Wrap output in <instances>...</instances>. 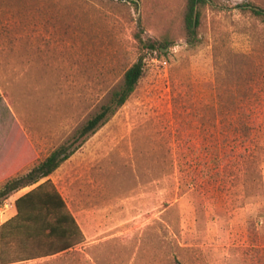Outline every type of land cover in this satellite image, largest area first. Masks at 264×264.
I'll list each match as a JSON object with an SVG mask.
<instances>
[{"label":"rangeland","instance_id":"rangeland-1","mask_svg":"<svg viewBox=\"0 0 264 264\" xmlns=\"http://www.w3.org/2000/svg\"><path fill=\"white\" fill-rule=\"evenodd\" d=\"M186 1L0 0V185L73 139L137 61L135 36L160 49L128 101L49 177L83 243L9 264H264V22L243 7L264 0H213L193 46ZM243 102L257 155L240 166L219 121ZM33 187L0 205V225ZM12 248L10 258L28 255Z\"/></svg>","mask_w":264,"mask_h":264},{"label":"trees","instance_id":"trees-1","mask_svg":"<svg viewBox=\"0 0 264 264\" xmlns=\"http://www.w3.org/2000/svg\"><path fill=\"white\" fill-rule=\"evenodd\" d=\"M129 1L137 7L139 0ZM213 3V0H187L184 13V31L186 42L195 45L199 42L197 28L200 25L202 10ZM243 7L252 15L264 22V8L247 3ZM141 52L137 61L125 70L119 84L112 89L107 100L99 109L75 132L73 139L55 148L45 159L33 164L24 172L8 177L0 185V205L15 193L33 187L15 201L16 214L0 225V264L17 263L37 258L49 257L74 250L83 243V234L56 187L49 177L66 162L92 135L103 127L115 113L128 101L136 90L145 70V59L148 53L157 48L151 40L135 36ZM168 41L160 44L167 47ZM249 103L243 102L236 108H230L232 114L224 115L219 123L222 128L223 147L233 145L234 158H238L240 166L255 158L257 153L251 149V134L256 130V119L248 111ZM218 139L209 136V151L212 150L215 165L207 169L210 180L216 181L219 175V153L216 144ZM214 144V146H213ZM225 150V149H224ZM226 151V150H225ZM217 169V170H214ZM28 248V255L13 257L9 255L12 247ZM23 249V248H22ZM25 252V251H22ZM5 255L7 257H5ZM10 256V257H9ZM174 264H180L175 259Z\"/></svg>","mask_w":264,"mask_h":264},{"label":"built area","instance_id":"built-area-1","mask_svg":"<svg viewBox=\"0 0 264 264\" xmlns=\"http://www.w3.org/2000/svg\"><path fill=\"white\" fill-rule=\"evenodd\" d=\"M4 208H7V201H5V203H4V206H3Z\"/></svg>","mask_w":264,"mask_h":264},{"label":"crops","instance_id":"crops-1","mask_svg":"<svg viewBox=\"0 0 264 264\" xmlns=\"http://www.w3.org/2000/svg\"><path fill=\"white\" fill-rule=\"evenodd\" d=\"M26 193V192H25ZM23 195V194H22ZM21 196V195H20ZM20 196H17L15 199H17L18 197H20ZM16 201V200H15ZM15 210H16V207H15ZM16 214V213H15Z\"/></svg>","mask_w":264,"mask_h":264}]
</instances>
